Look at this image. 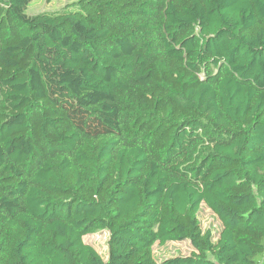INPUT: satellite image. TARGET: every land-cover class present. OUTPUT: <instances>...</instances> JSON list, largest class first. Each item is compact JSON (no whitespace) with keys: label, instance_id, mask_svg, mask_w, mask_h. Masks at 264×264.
<instances>
[{"label":"trees","instance_id":"16d2710c","mask_svg":"<svg viewBox=\"0 0 264 264\" xmlns=\"http://www.w3.org/2000/svg\"><path fill=\"white\" fill-rule=\"evenodd\" d=\"M30 1L0 0V264H264V0Z\"/></svg>","mask_w":264,"mask_h":264},{"label":"rangeland","instance_id":"374dc122","mask_svg":"<svg viewBox=\"0 0 264 264\" xmlns=\"http://www.w3.org/2000/svg\"><path fill=\"white\" fill-rule=\"evenodd\" d=\"M78 6L77 0H32L26 8L25 13L28 15L56 11L64 7ZM198 220L202 229H210L215 236L218 235L221 229V223L216 215L208 209L204 204L201 205L198 212ZM107 232L97 231L93 234L83 236V241L92 245L96 251L106 259L107 255ZM192 250L188 241L175 242L170 241L164 245L154 244L153 253L158 259L172 257L175 255H187Z\"/></svg>","mask_w":264,"mask_h":264}]
</instances>
